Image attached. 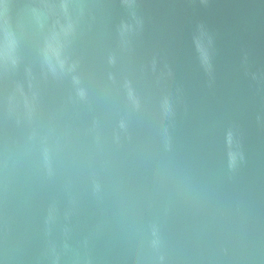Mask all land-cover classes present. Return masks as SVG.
<instances>
[{
	"label": "water",
	"instance_id": "1",
	"mask_svg": "<svg viewBox=\"0 0 264 264\" xmlns=\"http://www.w3.org/2000/svg\"><path fill=\"white\" fill-rule=\"evenodd\" d=\"M264 256V0H0V264Z\"/></svg>",
	"mask_w": 264,
	"mask_h": 264
}]
</instances>
